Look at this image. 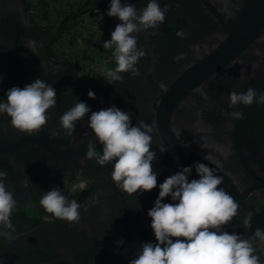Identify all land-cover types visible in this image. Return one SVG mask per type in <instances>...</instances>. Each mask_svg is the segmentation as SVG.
Returning a JSON list of instances; mask_svg holds the SVG:
<instances>
[{"label":"flooded vegetation","instance_id":"1","mask_svg":"<svg viewBox=\"0 0 264 264\" xmlns=\"http://www.w3.org/2000/svg\"><path fill=\"white\" fill-rule=\"evenodd\" d=\"M121 2L139 11L150 0ZM110 3L80 0L70 14L73 19L87 15L111 36L121 21L107 15ZM157 3L167 8L164 22L133 33L137 48L145 52L135 65L139 75L120 73L122 80L109 78L95 87L66 54L62 40L72 26L62 37L57 35V20L69 14L44 18L29 0H0V102H6L12 87L23 88L36 79L51 84L57 93V103L38 131H20L6 113L0 114V171L7 172L6 189L16 201L11 227L0 223V264H115L124 235L151 224L147 213L159 196V184L184 167L192 168L189 181L199 179L197 163L213 168L223 178L220 187L239 204L237 216L223 230L250 239L264 264V245L252 239L256 229L264 230V104L257 102L264 94V40H259L264 34L238 47L247 37L235 34L232 22L243 0ZM98 27L93 33L99 34ZM181 30L184 38L176 35ZM110 50L114 69L115 46ZM178 54L185 58L176 61ZM249 88L256 91L257 100L230 106V92ZM79 101L92 111L116 106L131 114L134 126L144 122L153 127L150 150L156 153V188L127 194L112 180V164L102 166L87 158L90 142L98 152L103 147L88 126L91 112L75 122L71 134L60 123ZM232 112H240L241 118H233ZM177 144L201 158L209 155L211 161H206L213 166L196 157L189 158L191 166L184 164L171 152ZM54 186L80 205L78 221L57 218L43 208L40 200ZM162 202L173 201L169 196ZM249 216L251 226L246 228L243 222Z\"/></svg>","mask_w":264,"mask_h":264},{"label":"clouds","instance_id":"2","mask_svg":"<svg viewBox=\"0 0 264 264\" xmlns=\"http://www.w3.org/2000/svg\"><path fill=\"white\" fill-rule=\"evenodd\" d=\"M166 11L167 8L162 9L157 0H150L139 11L132 4L111 0L107 15L118 17L121 23L111 33V40L103 44L105 49L115 46L116 67L106 70L107 77L120 81L123 79L120 73L139 75L135 65L145 52L137 48V38L133 33L158 28L165 20ZM176 35L184 38L185 33L181 30ZM259 40H264V35ZM184 58V54L174 57L176 61ZM88 95L95 98L92 90ZM229 95L230 106L250 105L257 100V93L251 88L244 93L232 91ZM6 96V102H0V114L6 113L13 127L29 133L38 131L47 123V112L57 103L56 89L40 79L23 88L12 87ZM257 102L264 104V94L259 95ZM89 112L88 126L103 147L102 152H98L90 142L87 158L95 159L102 166L112 164V180L127 194L156 188L158 173L152 165L156 153L150 150L153 127L144 122L134 126L131 114L116 106L92 111L83 101L67 110L60 123L71 134L75 130V122ZM229 115L237 119L242 116L240 112ZM160 151L166 149L160 148ZM205 159L211 161L209 155ZM195 170L199 179L189 181L192 168L184 167L159 184V196L147 213L158 242L143 243L129 264H262L260 257L254 254L256 248L250 239L223 230V226L237 216L239 209L234 197L220 187L223 178L204 163H197ZM6 177L7 172L0 171V223L11 227L10 216L16 201L6 189ZM169 196L173 202L163 203ZM40 203L57 218L69 222L79 220L80 205L74 199L69 200L58 187L46 191ZM243 223L246 228L250 227V216ZM252 239H258L264 245V230L256 229Z\"/></svg>","mask_w":264,"mask_h":264},{"label":"rangeland","instance_id":"3","mask_svg":"<svg viewBox=\"0 0 264 264\" xmlns=\"http://www.w3.org/2000/svg\"><path fill=\"white\" fill-rule=\"evenodd\" d=\"M40 0H29L36 14L42 16V6ZM48 4V10L54 16L70 14L80 6V0H42ZM35 4V6H34ZM55 18V17H54ZM72 21V24H71ZM71 31L63 38L66 54L73 57L76 61L77 68L85 75L87 79L93 80V85L96 87L99 83L107 84L106 70L113 69L111 65V48L105 49L103 44L105 41H110L111 36L102 31L95 23V20L83 14L75 19L67 20ZM98 27L99 34L93 33ZM70 28V27H69ZM105 29V28H104Z\"/></svg>","mask_w":264,"mask_h":264},{"label":"water","instance_id":"4","mask_svg":"<svg viewBox=\"0 0 264 264\" xmlns=\"http://www.w3.org/2000/svg\"><path fill=\"white\" fill-rule=\"evenodd\" d=\"M232 26L234 28L233 31L235 34L238 36L245 35L247 37L242 38V44H240L241 42L237 41V43L240 44L238 46L239 48H244V46L249 44L250 41H254L256 37L264 34V0H243L240 9H238L236 20L232 22ZM245 40H247V43L244 42ZM169 131L172 132L170 128ZM178 148L184 150L187 156L181 155ZM171 152L173 155L180 157L183 163L188 166H191V163L188 161L191 157L200 158L202 161L212 165L211 163L207 162L206 159L199 157L194 151H191L187 147H182V145L179 144H177L176 147L171 150ZM220 172L225 179L231 182L229 176L223 170L220 169ZM35 207L40 209V205H35ZM1 229L3 230V227L0 226V230ZM157 242L158 241H156L151 224L138 229L130 235H124L116 251L115 264H129L130 260L136 258V255L138 251L141 250V245L143 243Z\"/></svg>","mask_w":264,"mask_h":264},{"label":"trees","instance_id":"5","mask_svg":"<svg viewBox=\"0 0 264 264\" xmlns=\"http://www.w3.org/2000/svg\"><path fill=\"white\" fill-rule=\"evenodd\" d=\"M41 3V6H42V17L46 18V17H49L50 15V19H56L57 16H54L55 14H52L51 15V12H49L48 10V4L46 1H42L40 0L39 1V4ZM31 5V4H30ZM35 6V4H34ZM72 14V13H71ZM71 14H69L68 16H66L65 19H58L57 20V35L59 37H62L63 35V32L65 31V29H69V23L67 22V20L70 18L71 20L74 18V16H71ZM55 17V18H54ZM71 24H72V21H71Z\"/></svg>","mask_w":264,"mask_h":264}]
</instances>
